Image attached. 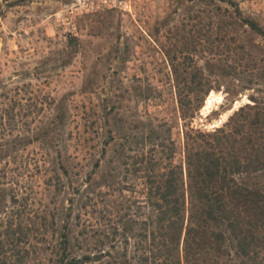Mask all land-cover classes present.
<instances>
[{
	"label": "trees",
	"instance_id": "trees-1",
	"mask_svg": "<svg viewBox=\"0 0 264 264\" xmlns=\"http://www.w3.org/2000/svg\"><path fill=\"white\" fill-rule=\"evenodd\" d=\"M209 2L206 28L186 34L165 20L169 115H123L106 101L102 142L70 143L63 95L36 100L30 122L44 108L46 120L0 142L1 264H264V26L233 0ZM77 47L66 39L28 79L53 78ZM220 90L230 99L205 120L231 111L226 120L193 127L206 97ZM125 93L144 106L162 96L141 79ZM238 95L247 102L232 110ZM34 144L27 182L19 153Z\"/></svg>",
	"mask_w": 264,
	"mask_h": 264
},
{
	"label": "rangeland",
	"instance_id": "rangeland-1",
	"mask_svg": "<svg viewBox=\"0 0 264 264\" xmlns=\"http://www.w3.org/2000/svg\"><path fill=\"white\" fill-rule=\"evenodd\" d=\"M132 1L131 15L101 12L81 18L77 53L70 57V64L56 70L53 78L45 79L46 72L37 81L28 79V69L50 51H60L66 41L57 33L52 21V14L60 4L53 0H0V142L24 135L28 125L37 127L46 120L49 111L44 108L42 114L30 122L28 108L36 100L49 101L63 95L68 98L71 110L69 129L73 139L70 143L93 146L102 142L105 128L99 117L106 101L115 104V113L123 115L140 116L145 109L159 117L171 113L175 103L166 78L169 68L160 51L165 31L177 27L189 34L196 29L195 25L206 28L215 6L209 0ZM233 1L243 16L264 26V0ZM217 5L225 6L221 2ZM229 13L221 11L224 15ZM165 20L169 21L167 28ZM54 58L58 59L54 66H60L59 56ZM121 58L125 59L124 64ZM134 79L162 90V96L146 106L131 101L125 87ZM225 99L229 101L230 97L223 90L210 92L192 126L209 129L222 124L231 111L210 123L205 117L211 111H220ZM235 99L232 110L247 102L245 95ZM174 138L178 139V135ZM38 150V145L34 144L19 153L22 164L19 179L28 182L34 176V171L28 175L24 165ZM2 166L0 164V168ZM13 260L6 264H13Z\"/></svg>",
	"mask_w": 264,
	"mask_h": 264
},
{
	"label": "built area",
	"instance_id": "built-area-1",
	"mask_svg": "<svg viewBox=\"0 0 264 264\" xmlns=\"http://www.w3.org/2000/svg\"><path fill=\"white\" fill-rule=\"evenodd\" d=\"M60 8L52 14L53 25L64 39L77 38L79 20L101 12L132 14V0H53Z\"/></svg>",
	"mask_w": 264,
	"mask_h": 264
}]
</instances>
